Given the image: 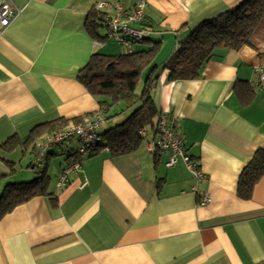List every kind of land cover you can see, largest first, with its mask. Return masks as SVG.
<instances>
[{"label":"crops","instance_id":"crops-1","mask_svg":"<svg viewBox=\"0 0 264 264\" xmlns=\"http://www.w3.org/2000/svg\"><path fill=\"white\" fill-rule=\"evenodd\" d=\"M11 1L22 11L0 36V192L35 178L36 141L61 122L104 111L78 71L94 53L125 52L86 30L98 0ZM105 1L132 10L138 0ZM240 1L146 0L145 20L161 40L157 56L167 48L158 65L201 20ZM256 66L264 67V48L242 46L216 48L195 79L168 81L160 69L153 102L198 161L205 178L197 184L182 161L166 167L167 155L150 150L152 127L142 130L146 136L132 152L98 145L60 187L78 143L49 149L47 193L0 219V264H264V171L250 198L237 194L241 171L264 149V88ZM119 105L106 113L99 135L133 110ZM203 194L210 202L201 205Z\"/></svg>","mask_w":264,"mask_h":264},{"label":"trees","instance_id":"trees-1","mask_svg":"<svg viewBox=\"0 0 264 264\" xmlns=\"http://www.w3.org/2000/svg\"><path fill=\"white\" fill-rule=\"evenodd\" d=\"M100 19L101 16L91 9L86 30L94 40L102 43L106 36L99 33ZM142 25L148 27L151 33L142 41L134 43L130 52L94 53L77 74V80L97 99L105 115L111 107L121 102L133 107L122 124L100 135L99 147L108 148L115 154L136 150L141 141L140 132L148 127L154 128L159 113L151 91L159 77L160 69L154 61L161 40L153 38L154 30L146 20ZM137 44L143 47L135 48ZM242 46H249L256 51L264 48V0H241L219 15L201 20L179 41L176 50L162 68L167 71L168 81L195 79L199 77L205 63L212 58L216 48L238 50ZM141 78L142 87L137 93L136 86ZM246 102L242 101L243 104ZM65 125V122L58 124L60 127ZM11 144L12 139L4 145ZM48 157L49 154L42 169L32 172L35 175L33 180L5 185L0 192V219L16 205L47 193L49 178L45 169ZM263 171L264 149H258L240 173L237 184L240 198H250Z\"/></svg>","mask_w":264,"mask_h":264},{"label":"built area","instance_id":"built-area-1","mask_svg":"<svg viewBox=\"0 0 264 264\" xmlns=\"http://www.w3.org/2000/svg\"><path fill=\"white\" fill-rule=\"evenodd\" d=\"M146 4V0H138L132 10H126L120 2L98 0L92 9L101 16L100 24L106 30L105 36L115 40L127 52H130L134 43L142 41L151 33L148 27L142 25L145 20L144 9ZM21 11L22 9L16 7L11 0H0V36L20 15ZM255 73L257 75V84L264 88V67L256 66ZM104 118V111L82 117L81 120L68 124L36 141L34 158L30 166L31 171L42 169L49 154V149L75 140L78 143V147L75 150L77 159L62 169L56 182L58 187L62 186L67 180L69 173L79 171L81 157L96 149L101 142L98 129ZM154 133L155 139L150 150H158L167 155L166 167H171L178 161H182L193 176L196 184L205 178L198 161L187 154L182 138L166 112L161 111L158 113ZM140 134L144 137L146 136L144 131H141ZM82 185H85V181ZM193 191H196L195 186ZM208 202H210V197L206 194H203L199 199L201 205Z\"/></svg>","mask_w":264,"mask_h":264},{"label":"rangeland","instance_id":"rangeland-1","mask_svg":"<svg viewBox=\"0 0 264 264\" xmlns=\"http://www.w3.org/2000/svg\"><path fill=\"white\" fill-rule=\"evenodd\" d=\"M100 31L102 32V33H106V30H104L103 31V28H100ZM103 34V35H104ZM181 39L182 38H179V41H181ZM108 40H112L111 42H110V44H112L111 46H116V44H118L115 40H113V39H111V38H109ZM116 43H114V42ZM139 46H141V47H143V45H141V44H137L136 46H135V48H137V47H139ZM119 48H120V46H119ZM123 50H125V48H123V47H121ZM120 48V49H121ZM167 50V48H165L163 51H162V53H160L157 57H156V59H155V64H157L158 65V63L160 62V60H161V58L164 56V54L167 52L166 51ZM174 49H172V51H171V53H170V56L174 53ZM168 61V60H167ZM159 67V69H161L162 67H163V63H160L159 65H158ZM160 72V71H159ZM142 83H143V78H141L139 81H138V83H137V86H136V92L137 93H139L140 92V90H141V87H142ZM117 107H119V108H123L124 110L128 107L124 102H121L120 103V105L119 106H117Z\"/></svg>","mask_w":264,"mask_h":264}]
</instances>
